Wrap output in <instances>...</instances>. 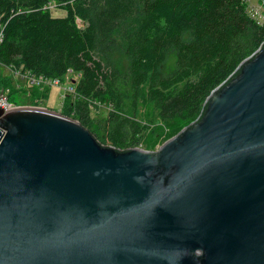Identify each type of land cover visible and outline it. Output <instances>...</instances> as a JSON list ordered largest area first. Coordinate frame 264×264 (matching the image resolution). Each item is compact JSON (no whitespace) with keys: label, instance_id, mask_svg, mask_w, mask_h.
I'll list each match as a JSON object with an SVG mask.
<instances>
[{"label":"water","instance_id":"95a60500","mask_svg":"<svg viewBox=\"0 0 264 264\" xmlns=\"http://www.w3.org/2000/svg\"><path fill=\"white\" fill-rule=\"evenodd\" d=\"M3 110L0 264H264V50L155 151Z\"/></svg>","mask_w":264,"mask_h":264},{"label":"trees","instance_id":"16d2710c","mask_svg":"<svg viewBox=\"0 0 264 264\" xmlns=\"http://www.w3.org/2000/svg\"><path fill=\"white\" fill-rule=\"evenodd\" d=\"M246 1L0 0V62L63 84L69 71L78 75L60 113L123 152L147 130L138 121L140 106L151 107L150 124L172 133L198 124L210 95L264 50V21L249 15ZM51 3L65 16L53 17ZM3 83L19 105L20 92L10 79ZM32 90L34 105L47 100L50 89ZM99 102L110 108L102 125L91 116Z\"/></svg>","mask_w":264,"mask_h":264},{"label":"rangeland","instance_id":"374dc122","mask_svg":"<svg viewBox=\"0 0 264 264\" xmlns=\"http://www.w3.org/2000/svg\"><path fill=\"white\" fill-rule=\"evenodd\" d=\"M247 11L250 16H252L257 22L261 23L264 21V0H247ZM47 10L51 13L53 17L60 18L65 16V8L56 3H51L48 5ZM79 27H82V23L77 20ZM4 77L5 74H8L6 70L3 71ZM75 78V77H74ZM11 80V79H10ZM74 80V79H73ZM74 82V81H73ZM72 83V82H71ZM19 84L18 90L20 94L14 96L15 101L19 102L20 106L35 107L37 109H46L50 111L60 113V108L63 105L64 99L61 96L65 97L63 88H51L47 94V100H39V104L36 106L35 100H33V90L32 88L38 87H28L25 83H15L14 87ZM13 87V88H14ZM67 87V83L63 85ZM15 89V88H14ZM44 92V90H40ZM11 101V99H10ZM12 102V101H11ZM38 102V101H37ZM110 110L106 102L93 103L91 105V116L97 121L98 125L103 124V120L106 117V114ZM62 115V114H61ZM153 118V112L150 106L142 105L138 111V121L141 125L147 128L144 130L141 135L140 144L138 146H131L129 149H141L144 151H155L158 147L165 144L167 141L174 138L179 134L185 127L178 129L176 132L172 133L166 126L157 122L155 124H150L149 120ZM160 135L158 143L151 149V142L156 140V135Z\"/></svg>","mask_w":264,"mask_h":264},{"label":"built area","instance_id":"2783aa9c","mask_svg":"<svg viewBox=\"0 0 264 264\" xmlns=\"http://www.w3.org/2000/svg\"><path fill=\"white\" fill-rule=\"evenodd\" d=\"M2 40V35L0 32V43ZM6 70L8 74H5L3 71ZM69 75H67V87H63V83L59 79H53V78H47L44 76H34L29 71H24L23 69H14L10 66H5L1 64L0 62V106L4 108L3 112H6V110L16 109L18 107H21L20 105H15L9 100L10 96V87L3 83L5 79H11L12 86L14 87L15 83H25L28 87H38L40 90H46L51 88H63L65 94H71L74 93V88L71 84L70 78L75 81L79 78L78 75L72 74L70 71L68 72ZM71 76V77H70ZM75 77V78H74ZM19 84L15 86V89H18ZM62 99H64L63 96H61Z\"/></svg>","mask_w":264,"mask_h":264}]
</instances>
